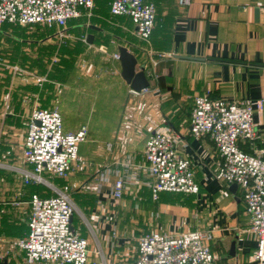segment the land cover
Wrapping results in <instances>:
<instances>
[{"label": "crops", "instance_id": "crops-1", "mask_svg": "<svg viewBox=\"0 0 264 264\" xmlns=\"http://www.w3.org/2000/svg\"><path fill=\"white\" fill-rule=\"evenodd\" d=\"M149 1L155 3L157 14L152 36L148 42H144L147 46L132 38L131 33L129 35L131 38L124 36L111 53L118 51L119 46H126L137 56L139 62L137 69H144L150 81L149 90L146 92H151L154 96L152 102L149 99L151 95L145 96V101L151 104L150 107L153 108V105L156 107V116L153 119L157 125L171 126L179 135L180 151L192 163L200 191L196 194L162 192L159 199H153L150 187L144 183L148 179L147 173L136 168V165L144 163L146 140L135 145L131 140L123 141L122 137H115L111 140L113 143L106 147L113 160L104 167L110 165L114 169H123L127 179L129 176L135 177L133 180L135 182L128 187L138 190L134 192L132 199H135L139 192H143L138 211L140 226L145 230L136 232L137 237L151 230L178 233L208 229L212 231L209 243L215 253L216 264H250L254 260L257 240L249 230L250 221L245 212L242 190L237 186L233 191L231 185L227 186L216 179L215 172L221 157L208 136L195 137L189 133V122L194 102L192 98L206 91L210 93L211 98H224L235 102L251 100L258 137L253 142L242 140L239 145L244 151L262 152L264 155V0H191L186 6H180L178 0ZM108 13L112 16L110 9ZM124 17L129 20L128 27L135 32L131 18L122 16ZM116 26L122 27L125 32L126 27L123 28L119 24ZM66 33L71 36L69 31L66 30ZM70 36L67 38H72ZM51 40L52 37H48L44 41ZM87 43L93 46L96 44L94 39L93 43ZM149 45L161 51L163 57L156 59V62L153 61V52L149 51ZM160 46L162 49H158L161 48ZM46 74L34 76L33 84L40 85V88L30 89L27 99H17L19 108L30 110L25 118L26 126L32 110L36 107L46 108L44 101L54 97L52 90L46 87V83L50 82L49 76L48 81L41 79ZM9 81L11 86L15 82L17 85L20 83L18 78H9L6 74L5 76L0 74V99H2L0 100V222L5 221L4 206L29 204L27 229L22 235L25 236L29 231L31 196L25 197L24 192L19 191L21 178L14 169L27 165L24 162L19 165L12 160L11 167L1 166L5 162L3 160L5 156L12 159L17 151L16 148L14 151V144L11 146L9 143L10 138L18 140V137L14 138L12 134L10 138L5 136L4 128L11 125L12 129L15 120L21 121L19 113L13 116L15 113L12 112L11 99L17 90L4 84L8 85ZM155 81L158 82L157 85ZM43 85L44 87L41 88ZM126 91L131 92L129 84ZM142 93L144 92L140 94ZM174 94L177 99L182 97L184 101L187 99L191 101L187 102L185 110H180L178 113L172 110L174 113L170 115L168 112L170 109L165 111V108L169 101L172 103L175 99ZM149 109L148 104L143 111L147 113ZM163 112H168L169 117L166 122ZM127 157L132 158L135 167L131 166L130 169L124 170L125 168L119 163ZM3 170L4 176H2ZM114 178L115 174H112L109 182ZM96 181L99 182L97 176ZM27 189L29 194L34 193L36 189L44 192L41 184L39 187ZM110 190V186L107 185L99 189V199L103 204L101 211L96 212L92 237L99 245L97 253L100 254L101 260L100 262L93 260L90 264H130L136 256L137 238L134 244V231L127 234L126 230H121L119 222V213L126 210V200L124 207L119 210L121 201L116 203L109 193ZM126 196L124 194V197ZM128 202L129 211L132 213L133 204L130 205ZM14 220L18 219L11 218L9 221ZM113 225L117 229V237L112 234ZM3 234L10 235L2 229L0 235Z\"/></svg>", "mask_w": 264, "mask_h": 264}, {"label": "built area", "instance_id": "built-area-1", "mask_svg": "<svg viewBox=\"0 0 264 264\" xmlns=\"http://www.w3.org/2000/svg\"><path fill=\"white\" fill-rule=\"evenodd\" d=\"M178 3L186 6L191 0H178ZM94 6L95 0H0V25L8 22L57 27L55 35L61 39L70 36L66 33L69 21L86 11L90 16ZM110 13L130 17L138 38L150 40L157 14L154 2L111 0ZM80 39L88 42V35ZM98 49L107 53L105 46ZM109 55L120 60L119 51ZM148 90L149 87L142 91ZM142 91L131 89L134 94ZM189 133L195 137L208 136L214 143L221 157L216 179L227 186L235 183L241 188L249 230L257 240L254 260L250 264H264V155L244 151L239 145L242 140L253 142L258 137L251 100L235 102L211 98L208 91L195 96ZM86 136L87 126L77 132H65L62 115L57 109L36 107L32 110L22 151L27 166L16 169L25 184H44L54 194L43 197L34 192L30 197L29 231L9 244L23 254L21 264H89V239L73 225L71 218L74 219L76 205L71 195L44 177L45 172L67 177ZM179 141V135L169 125L154 129L145 143L144 163L136 165L147 173L144 183L150 187L155 200L162 192L196 194L200 191L193 165L182 155ZM119 164L124 170L135 167L130 157ZM112 174L115 178L109 182ZM134 178H125L123 169L110 165L97 174L99 185L110 186L109 193L116 203L123 199L129 185L135 182ZM92 232L94 234L93 227ZM112 234L118 235L114 225ZM211 237L212 231L208 229L178 233L151 230L138 235L136 256L130 264H216L209 243Z\"/></svg>", "mask_w": 264, "mask_h": 264}, {"label": "rangeland", "instance_id": "rangeland-1", "mask_svg": "<svg viewBox=\"0 0 264 264\" xmlns=\"http://www.w3.org/2000/svg\"><path fill=\"white\" fill-rule=\"evenodd\" d=\"M100 15H102L101 20H95V22L99 23L101 26H103L104 31L99 33L98 36L102 38V43L106 49L107 53L103 52L102 50H99V46L101 44H95L94 46H88L90 49H93L94 51L99 52L102 55V59L104 62L109 64V68L107 70L108 73H111L112 75H119L120 66L119 61L114 60L112 56L109 54L112 49L117 46V44L121 43L122 39L125 37L127 38H135L139 41V43L143 44L144 41L136 35L133 29L129 28V20L125 19L126 17L122 18H113L112 16H109L108 8L102 7L100 9ZM116 24H119L120 26H123V28L126 27L125 32H123L122 27L116 26ZM14 27H5L3 32L0 31V74L8 75L9 78L14 77L18 78L19 82L20 80H23L24 83L19 84V86H26L31 87L34 86V76H43L42 74L48 73L49 71L53 70L54 64H56L59 60V51L58 49L53 51L52 54L50 52H46L45 50L40 49L37 47L38 45H33V41L36 40L37 37L35 34H33L34 30L32 27L34 26H26V25H19V24H12ZM1 29V25H0ZM57 32V31H56ZM132 33V34H131ZM131 34V37L129 36ZM46 44V43H44ZM145 46L146 43H144ZM149 51L153 52V61L156 59H159L160 57H163V53L158 52L154 47L148 46ZM110 52V53H109ZM116 52V51H114ZM162 54V56H161ZM42 59V60H40ZM156 62V61H155ZM139 65V62H138ZM77 69L81 74L91 76L93 75L92 66L88 65L87 61L82 58V56L79 58L77 64ZM41 73V74H40ZM46 76V77H45ZM44 76V81H48L47 74ZM40 80V78H38ZM41 81V80H40ZM56 87L62 88L63 86L59 82H54ZM7 87H10V81L7 85L4 83ZM14 89L18 87L16 82L13 84ZM10 87V88H11ZM35 87H40L35 86ZM151 92H144L142 94H134V93H128L127 96V102H126V114L124 112V115L126 116V122L122 124V126L117 130L115 133L112 132V135L114 137H122V140L126 139L127 141L131 140L133 143H140L141 141H144L148 138L152 130L161 127V125H157L155 120L153 119L154 116H156L155 113V105H153V108L150 107V102L154 99V96H152ZM151 95L149 99L151 100L149 103L145 101V96ZM175 99L172 101H169V104L167 105V108H165V111L167 109L169 114L172 115L175 110L177 113L180 112V110H185L187 102H190V99H187L186 101L182 100V97L176 98V95H173ZM181 100V101H180ZM192 98V102H193ZM149 104V111L146 113L145 106L148 107ZM22 111V110H21ZM30 110H23L22 112H19V118L20 120H15L14 125L11 129L10 127L4 128V134L7 137H11L12 134L14 138H17L18 140L11 139L9 143L14 144V158H7L6 156L3 158L5 161L2 167H11V162L13 160L14 163L22 165L23 160V139L26 132V120L27 114ZM8 112H11L8 110ZM158 112L160 110L158 109ZM168 112H163L165 117V122L168 120ZM26 116V117H25ZM23 121V122H22ZM18 124V125H17ZM83 124V123H82ZM10 128V129H9ZM89 137L90 136L89 133ZM88 137V138H89ZM89 140V139H88ZM95 152L99 158H102L101 160H96L87 157L88 155H85L82 153L81 149L82 146L85 145L82 144L79 148V154L78 158L71 163L70 166V173L67 177L69 178L66 181V184L64 185L62 183V189L66 192H68L75 205V211H74V219H73V225L79 229L80 233L83 234L86 238L89 239V264L92 263L93 260H98L100 262L101 256L97 253L99 251V245L97 244V240H95L92 232V226L94 228V218H96V212H100L102 209V200L99 199V189L103 187L102 185L99 186V182L96 181V176L98 172L101 170L100 168L113 160V156L110 155V151L106 149L108 148L109 144H112L113 142L111 140L107 139H99L98 141H95ZM87 143V142H86ZM89 143V142H88ZM11 144V146H12ZM16 148V150H15ZM117 154V153H116ZM119 156V155H118ZM8 159V160H7ZM9 161V163H8ZM8 163V164H6ZM9 165V166H6ZM16 173L18 172V169H14ZM4 171V170H3ZM19 174V172H18ZM5 175V171L2 172V176ZM16 176V175H15ZM20 176V174H19ZM95 176V177H94ZM44 177L46 180L51 182L53 185H57L55 183L56 176L45 172ZM17 178V177H16ZM21 178V176L19 177ZM22 180V179H21ZM42 187L46 186L44 184H41ZM58 186V185H57ZM19 191L22 193L24 192V196H29L28 189L22 186V183L19 184ZM60 188V186H58ZM137 190V189H136ZM135 188L128 189L125 192L126 197H124L121 202L119 203L120 208L119 210L124 207V202L126 200V210L121 211L119 213V222L121 226V230H126L127 234H129L131 231L133 232V235H135V239H133V243H136V232L143 231V229L140 226V215H139V203L140 197L143 195V192H139L134 198V192L136 191ZM101 191V190H100ZM138 191V190H137ZM138 196V197H137ZM132 199V200H131ZM100 200V201H99ZM130 200V201H129ZM129 201V202H128ZM127 202L132 205L133 204V210L132 213L129 211V206L127 205ZM137 204V205H135ZM29 205V204H28ZM26 203H20L16 205H6L4 206L3 210L5 213V221L0 222V231L2 229L6 230L10 235H0V259L7 258L9 264H21L22 261V253L18 249H12L10 248L9 244L11 241L22 237L26 233L27 229V217L29 214V206ZM137 209H136V207ZM85 208V211L82 210V208ZM133 215V217H132ZM11 218H17L18 220H14L13 222H10ZM97 244V247H96ZM98 248V249H97ZM91 260V261H90Z\"/></svg>", "mask_w": 264, "mask_h": 264}, {"label": "trees", "instance_id": "trees-1", "mask_svg": "<svg viewBox=\"0 0 264 264\" xmlns=\"http://www.w3.org/2000/svg\"><path fill=\"white\" fill-rule=\"evenodd\" d=\"M110 2L111 0H95V6L90 16H88V12L86 11L80 17L70 20L68 24L69 29H67V31L71 33L70 37L72 38H57L55 34L58 29L56 27L49 28L40 24L32 27L34 30L33 34L37 36L35 37L37 39L32 43L34 46L39 44L37 47L46 52H50V54L57 49L59 51L58 62L54 64L53 70L47 73L50 82L46 83V87L52 90L54 97L44 101L47 106L46 108L57 109L61 113L65 132H77L83 126H87L86 140L80 144L81 146L85 143L81 151L83 154L88 155L87 157L95 159V161L102 159L99 158L95 152V141L99 139L113 140L115 135L113 136L112 132L114 131L116 133L122 124L126 122L124 112L126 111L128 96L126 88L128 84L121 75H112L108 73L109 64L103 61L102 55L90 49L88 43L80 39V37L84 35L93 34L94 43H102V38L98 36V34L103 32L104 28L100 24L96 25L95 20L99 21L102 19L103 16L100 15V9L105 6L110 9ZM112 16L118 18L122 17L121 15ZM91 25H96L99 28L92 27ZM5 27H14V25L5 22L1 24L0 31L3 32ZM48 37H52V40L50 42H45L44 40ZM158 49H162V47ZM81 56L87 61L88 65L92 66V70L94 71L93 75L87 76L81 74L77 69L76 64ZM170 64L169 66H171ZM119 66L121 68L120 63ZM54 82H59L63 87L61 89L56 87ZM155 82L154 83L157 85L158 82ZM21 83H24V81L20 80L19 84ZM43 87L44 85L41 88ZM32 88L37 87L31 86L28 88L18 85L16 88L17 92L13 94L11 99V102L13 100L12 112L15 113L13 116L25 110L19 108L17 99H27L26 96ZM52 100L54 101L51 104ZM17 106L19 109H17ZM7 118L10 119L12 116ZM89 133L92 138L89 137ZM150 136L151 133L148 138ZM103 167L104 165L101 169ZM68 179L57 177L55 183L62 189L60 183L64 182L63 184L65 185ZM21 183L24 188H36L40 186V184L33 183L25 184L22 180ZM43 190L44 192H40V190L36 189L34 192L39 193L43 197L54 194V192L46 186L43 187ZM32 193L33 192H31L29 196H31ZM81 208L85 211V208Z\"/></svg>", "mask_w": 264, "mask_h": 264}, {"label": "water", "instance_id": "water-1", "mask_svg": "<svg viewBox=\"0 0 264 264\" xmlns=\"http://www.w3.org/2000/svg\"><path fill=\"white\" fill-rule=\"evenodd\" d=\"M97 27L96 25H91ZM93 34L88 35V42L93 43ZM120 64H121V76L131 86V89L136 91H142L144 88L149 87L150 81L146 75L144 69L138 70V58L130 51L126 46H119ZM231 189L234 191L237 188V184H232ZM73 220V217L71 218ZM73 227V226H72ZM0 264H9L8 259H0Z\"/></svg>", "mask_w": 264, "mask_h": 264}]
</instances>
